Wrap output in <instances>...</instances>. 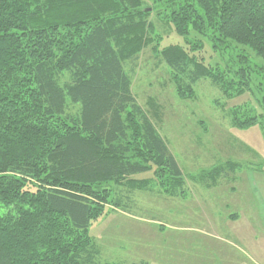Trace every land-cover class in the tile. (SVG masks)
Instances as JSON below:
<instances>
[{"label": "trees", "instance_id": "1", "mask_svg": "<svg viewBox=\"0 0 264 264\" xmlns=\"http://www.w3.org/2000/svg\"><path fill=\"white\" fill-rule=\"evenodd\" d=\"M149 1L0 0V264H117L100 261L90 236L108 207L122 206L113 186L137 189L133 178L152 173L167 193L183 188L155 109L139 105L126 69L146 48L181 99L203 79L228 98L250 89L247 55L237 83L231 66L202 54L209 43L221 60L239 47L264 58V0ZM153 14L184 44L162 47ZM256 88L259 114L233 108V127L262 126Z\"/></svg>", "mask_w": 264, "mask_h": 264}, {"label": "rangeland", "instance_id": "2", "mask_svg": "<svg viewBox=\"0 0 264 264\" xmlns=\"http://www.w3.org/2000/svg\"><path fill=\"white\" fill-rule=\"evenodd\" d=\"M151 21L162 47L184 44L155 14ZM207 44L206 64L231 66L229 79L237 83L243 66L238 56L249 57L254 73L243 95L228 98L203 79L193 86V99H181L153 46L126 66L139 105L155 109L157 116H150L177 159L184 186L177 195L167 193L152 173L133 178L143 181L137 189L113 186L122 206L108 207L90 227L103 263L264 264V120L240 129L231 117L233 108L244 106L259 114L256 86L264 88V58L239 47L221 60Z\"/></svg>", "mask_w": 264, "mask_h": 264}]
</instances>
